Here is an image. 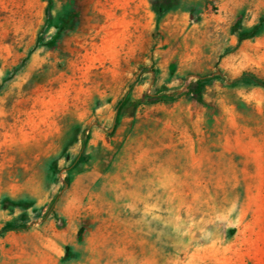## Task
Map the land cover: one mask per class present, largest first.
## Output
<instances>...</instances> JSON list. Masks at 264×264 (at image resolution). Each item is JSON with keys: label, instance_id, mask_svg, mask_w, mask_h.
<instances>
[{"label": "rangeland", "instance_id": "1", "mask_svg": "<svg viewBox=\"0 0 264 264\" xmlns=\"http://www.w3.org/2000/svg\"><path fill=\"white\" fill-rule=\"evenodd\" d=\"M245 73L264 0H0V264H264Z\"/></svg>", "mask_w": 264, "mask_h": 264}, {"label": "trees", "instance_id": "2", "mask_svg": "<svg viewBox=\"0 0 264 264\" xmlns=\"http://www.w3.org/2000/svg\"><path fill=\"white\" fill-rule=\"evenodd\" d=\"M258 29H260V26H257V27H256V31H257ZM243 76H244V77H251L252 81H253L255 84H259V85L264 86V81H263V80H260V79H258V78H256V77H255L254 75H252V74L245 73ZM200 88H201V84L198 82V84H197V91H200ZM6 229H14V227H12V226H7Z\"/></svg>", "mask_w": 264, "mask_h": 264}]
</instances>
